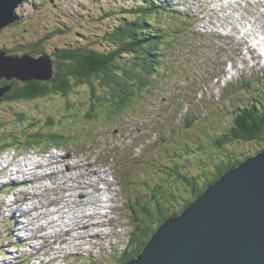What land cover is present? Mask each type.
<instances>
[{"label": "rangeland", "instance_id": "rangeland-1", "mask_svg": "<svg viewBox=\"0 0 264 264\" xmlns=\"http://www.w3.org/2000/svg\"><path fill=\"white\" fill-rule=\"evenodd\" d=\"M188 1L191 6L186 0H158L167 8L184 13L188 17L189 13L194 16L205 15L200 18L189 17L190 23L186 21V23L180 24L188 28L186 32L194 31L197 39L187 46V52L182 55V63L171 55L169 50H166V54L168 55L169 52L170 56L165 57L162 62L161 67L164 70L154 79L155 82L149 89L143 91L124 109L100 111L92 117V120H88L84 116L90 102L88 86L77 88L68 98L57 94L36 101L0 102V134H4L8 138L18 134L22 139L25 135L24 132L29 131L32 122L37 120L40 128H44V131L48 130L46 121L51 116L57 123V130L62 132L60 136L63 140L54 144L42 143L27 151L20 141L13 147L14 151L10 149L5 153V155L10 154V158L0 159L1 165L5 162H16L17 165L14 163L8 170L7 174L9 173V175H18L24 170L25 163L28 165L33 159L39 160L36 157L28 158V155L34 152L38 154L45 148L47 150L43 151L45 157H42V161H47L49 158L54 159L52 162L45 161L44 168L38 166L36 172H31V175L34 176L28 175L37 179L33 183L26 184L24 190L18 186V179L16 182L12 181L14 190L11 194L6 193V198L1 202L2 206L6 203L12 216L9 213L7 216L2 214L0 209V264L9 259L7 253L14 250L16 243L25 241V239H20V234L24 233L21 230L25 229L27 233L32 231L31 222H23L28 218L23 217L22 221L18 218L24 209L28 210V207H33V205H37L34 206L37 208L34 211L35 217L38 218L32 216L35 222L34 231H32L33 235H28L33 238H29L27 244L22 245L24 252L43 256L45 264H55V262L56 264L122 263L121 255L126 250L129 236L137 224L134 212L141 208V203L144 200L151 197L154 181L162 180V175L166 174L169 166L174 167L176 161L186 162L187 169L195 173L196 162L205 152L201 150V140L207 138L206 128L211 126V121L218 122L220 120L221 123L224 121L227 123L234 117V106L241 107L246 105V102L255 103L264 98V68L260 66L263 65L260 60L257 62L259 65L255 64V59L248 60L247 65L239 58H233L234 63L238 62L237 68L240 69L236 71L235 66L234 69H230L231 65H229L228 74H231V77L225 81L222 78L225 61L234 55L233 48L237 47V55L240 49L243 51L247 48L248 44L246 43L255 46L253 44L255 34L250 32L252 30L261 35L260 27L264 25V16L257 14L261 6L257 2L252 5L242 1L239 5L235 0H223L208 4V1L198 0L199 4H205L209 8L199 14L198 11H201L199 4L194 3L195 0ZM141 2L142 0H25L16 8V14L25 22H19L18 25L12 24L0 32V48L9 49L8 52L12 55H20L30 51L32 44L29 43L45 37L42 43L43 51L48 54H51L56 47L66 45H86L101 50L105 46L95 41V35L102 37L106 31L113 27L118 19L113 13L128 6H138ZM228 2L237 7L234 9L231 6L227 14L221 11V4ZM262 9L264 10V7ZM108 10L111 12L109 16L106 13ZM215 10L217 11L215 12ZM231 15L233 21L237 22V26L234 28L227 25ZM234 35H237V39L231 42L230 39ZM184 38L186 37L182 38L185 41ZM192 38L193 34L187 35V40ZM262 52L263 54H257L258 57H264V50ZM248 54L249 52L246 53L247 56ZM185 60L190 66L186 73L181 71L184 68ZM167 61L168 65L165 63ZM173 71L176 75L171 74ZM231 71L234 73H230ZM3 81L4 79H0V85ZM241 83H244L243 88H240ZM11 90L7 91L6 95ZM182 98L185 99V102H180ZM190 111L191 115H195L190 124L191 127H189V123L184 122L186 114ZM21 116L25 117L21 118ZM159 124H161L159 129L173 124L179 141L173 143L162 135L158 140L163 141H158L156 143L158 147H155L154 142L158 137H154V129ZM146 125H149L150 128H145ZM218 130L219 128L215 131ZM174 132L172 131L173 135L177 137ZM146 135H149L150 138H144ZM262 147L264 148V144L260 145L255 141L233 142L227 145V149L239 155H242L243 152L253 153L258 148L263 149ZM15 153H21L22 158L15 156L16 159L12 160L11 154ZM54 154L61 158H69L68 162L55 163V161H59V157L55 159ZM133 160L136 161L132 162ZM78 161L81 163L82 169L87 162H91L92 169L96 170L102 167L109 169L110 172L116 171L120 176L125 177L119 184L118 179L115 180L118 190L117 197L114 192H111L114 197L113 201H106V205L111 206L112 202L117 200V203L114 204L117 209H111L110 217L108 218L107 214L103 218L105 225L108 224L105 233H99L102 227L97 226L84 229L85 225H82L80 221L86 215L80 210V215L77 218L81 227L78 228L81 229L79 232H72L66 238H62L60 235L51 236L50 229L57 230L56 234H58L65 228L64 223L68 226V218H61L62 214L58 210L65 202H68L66 192H76L73 188L74 184L69 181L68 184H65L64 180H66V176H70L74 180L75 176L78 177L77 170L65 173L64 170L55 169H62L65 163L75 164ZM46 167H50L47 170H54V175L56 174V176H52V172L50 177L58 183L56 187L59 188L58 194L61 199L58 206L48 205V200L57 195L55 191L49 192L52 181L45 180L34 184L43 178V176L40 178L35 176L39 168L45 169ZM14 170L16 172H13ZM23 175L22 179L28 177ZM206 178L205 174L200 173L198 183L207 184L209 179ZM80 179L82 178L80 177ZM108 182L110 183V181ZM66 185L70 188L68 191L64 189ZM1 187L4 188L0 184ZM46 187L48 190H45ZM6 190L8 187L5 188ZM22 191H24L23 195H19ZM107 195L110 194L107 193ZM32 196L33 199L29 200ZM20 197L26 199L20 200ZM17 199L20 201L18 214H16V210L12 211L9 206L10 202L14 203ZM52 210H55L56 214L52 213ZM66 210L65 214L71 213L69 208ZM41 211L45 212L44 216L41 215ZM111 218L114 220L109 224ZM59 221H61V225H59ZM52 222L59 225H54L56 230L48 227ZM92 222L95 223L96 219H93ZM42 224L47 225L45 227L48 228L41 229ZM87 231H90L91 234L95 232L93 238H88L86 234L84 238L78 236V234L81 235ZM95 237L97 238L95 239ZM75 244L82 245L84 250L79 251V246L75 247ZM31 246L36 247L35 252L28 249ZM56 256L60 258L59 263L55 261Z\"/></svg>", "mask_w": 264, "mask_h": 264}, {"label": "trees", "instance_id": "trees-1", "mask_svg": "<svg viewBox=\"0 0 264 264\" xmlns=\"http://www.w3.org/2000/svg\"><path fill=\"white\" fill-rule=\"evenodd\" d=\"M106 13L107 16L111 15L109 10ZM117 13L121 14L116 15ZM113 15L118 18L113 27L102 37L95 35V41L105 46L101 50L86 45H66L58 46L48 54L43 51L45 37L29 43L32 44L31 49L24 53L52 56L56 76L51 80L17 81L1 102L36 101L57 94L68 98L77 88L88 86L90 102L84 116L92 120L100 111H120L129 106L131 101L149 89L155 82L154 79L164 70L161 66L165 57L171 53L182 63V55L187 52V46L197 39L194 31L186 32L188 28L180 25L186 21L190 23V18L184 13L167 8L158 0H142L138 6L122 8ZM19 22L23 23L25 20L21 18L13 24L18 25ZM188 34H193V38L187 40ZM183 37H186L185 41ZM1 50L12 55L5 47H1ZM166 50L170 51L168 55ZM165 63L169 64L168 61ZM183 66L181 71L188 72L187 68L190 66L187 60ZM174 71L171 74L176 75ZM1 83L7 85L11 81L4 79ZM243 84L241 83L240 88L244 87ZM180 102H185V99L182 98ZM233 111L234 117L227 123L212 120L211 126L206 128L207 138L201 140V150L205 152L196 162L195 173L187 169L186 162L176 161V167L169 166L166 174L162 175L163 179L155 183L151 197L144 200L141 208L134 212L137 224L121 255L122 263L115 264H124L141 253L165 219L180 215L208 185L264 149L258 148L253 153L243 152L242 155L227 149V145L233 142L255 141L260 145L264 144V98L255 103L246 102L241 107L234 106ZM194 118L195 115H191L190 111L184 122L191 127ZM46 124L48 130L44 131L38 120L32 122V127L24 132L22 139L18 134L9 138L0 134V150L16 146L20 141L25 149L41 144L45 139L50 143L62 141V132L57 130V123L51 116ZM217 128L219 130L215 131ZM200 173L209 179L207 184L198 183Z\"/></svg>", "mask_w": 264, "mask_h": 264}, {"label": "water", "instance_id": "water-1", "mask_svg": "<svg viewBox=\"0 0 264 264\" xmlns=\"http://www.w3.org/2000/svg\"><path fill=\"white\" fill-rule=\"evenodd\" d=\"M25 0H0V30L21 20ZM54 58L0 51V102L17 81L51 80ZM124 264H264V151L225 172L180 215L158 227Z\"/></svg>", "mask_w": 264, "mask_h": 264}, {"label": "bare ground", "instance_id": "bare-ground-1", "mask_svg": "<svg viewBox=\"0 0 264 264\" xmlns=\"http://www.w3.org/2000/svg\"><path fill=\"white\" fill-rule=\"evenodd\" d=\"M202 1L205 2L204 0H202ZM221 1H223V0H208V4L217 3V2H221ZM242 1H246L247 4H252V5H254V2H257L261 6V9L258 10L257 14L259 16H264V10L262 9L264 7V0H257V1H253V0H235V2L239 3V5H240V3ZM231 6L234 9L237 7V6H233L231 4V2H228L226 4L222 3L221 4V11L226 12L228 14V12L231 9ZM216 11L217 10H215V12ZM195 16H197V15H195ZM227 18H228V16H227ZM263 22H264V20H263ZM212 23L214 24V22H212ZM227 25H230L232 28L237 26V22L233 21L232 15L228 18ZM248 29H250V28H248ZM260 30H261V35H259L254 30H252L250 32H253L254 34H257L260 37H264V25H261ZM236 39H237V35H234L233 37H231L230 41L233 42ZM246 44H248L246 47L249 49V52L251 54L250 55L251 60H252V58H254L256 53H259V54L261 53V50H258L256 48V46H253L252 44H249V43H246ZM237 55L239 56V59L242 62H244L245 64L248 65L249 56H247L246 54H242V49H240V51L237 52ZM259 60L264 65V57L259 58ZM255 64L259 65V63H257V62H255ZM233 65L235 66V69H236L239 64H238L237 61H235V63ZM263 65H260V66L262 68H264ZM216 79L218 80V78H216ZM161 124H164V123H161ZM161 124H159V126L154 129V131H155L154 137H158V136L164 135L165 139H168L169 141H171L173 143H177L179 141V138H178V135L174 132L173 124H170L166 128L162 127L161 129H159ZM170 126H172V127H170ZM145 128H150V126L146 125ZM145 128H143V129H145ZM172 131L175 133V135L177 137H175L173 135ZM144 138H150V136L146 135ZM263 151H264V149L260 150V152H263ZM53 157L55 159L59 157V159H58L59 161H55V163H58V164L61 163V162L62 163L63 162H68V159H69V158L67 159V158H64V157L61 158L60 156L55 155V154H54ZM70 157H73V156L70 155ZM89 158H91V157H89ZM15 159H16L15 157H12V160H15ZM53 160L54 159H51V158H49L47 161L46 160L42 161V160H34L33 159L28 165H27V163H25L23 165L24 170H22L20 173L28 176V175L31 174V172H36V169H37L38 166L44 168L45 161L46 162H52ZM71 160H72V158H71ZM135 161L136 160H133V162H135ZM91 164H92L91 162H87L85 164L86 166L82 169V165L78 161V163L76 162L75 164L65 163L64 166H63L64 169H63V167H62V169L58 168V171L59 170H64L65 173L67 171H72V170L76 171L77 170V175H78V177L75 176L76 177L75 180L71 179L70 176H66V178H65L66 180H64V183L68 184V181L73 183L74 184L73 188L76 190V192L68 191L70 188H68L67 185L64 187V189L66 191H68V192H66V194H68L67 200L68 199L69 200H68L67 203L62 205L61 208H59L58 211H60V214H62L60 216L61 218H68V225H71V226H72L73 219H72V217H69V216L70 215H74L75 218H76V220H75L76 227L77 228H81L79 226V222H77V218L80 215V210H82L83 213L86 215V217L85 218L83 217V220L80 221V223L82 225H85L84 229H90L93 226H97V227H102V229H100L99 233L100 232L105 233V229L108 228V224L105 225V221L103 220V218L105 216H107V214H108V218H109L110 217V213H111V209H114V208H115V210L117 209V207L114 206V204L117 203V200L112 202L111 206H109V205L107 206L106 205V201L107 200L108 201H113L114 197L112 196L111 192H114V194L117 197L118 190L116 189L115 180L118 179L117 182L119 184L121 182V180H123L125 177L120 176V174L117 173L116 171H111L110 172L109 169H105V168H102V167H99L96 170L92 169L91 168ZM14 165H17V164H14ZM35 165H36V167H34ZM58 167H59V165H58ZM83 170H85V172H83ZM13 172H16V170H14ZM112 175H113V177H112ZM52 176H56V174L54 175V171H53V175ZM80 177L82 179H80ZM38 178H40V176H38ZM34 181L35 180L31 181V183H33ZM108 181H110V183ZM119 192H120V190H119ZM107 193H109L110 195H107ZM9 204H10L9 206H11V208H12V211H14L15 210L14 206H15L16 203L15 202L14 203L10 202ZM66 208L67 209L69 208V210H71V213L69 212L70 214H65L67 212ZM106 209H108V210H106ZM34 210L36 211L37 208L30 207V206L28 207V211L30 212V214H32V216L35 217V211ZM54 214H56V213H54ZM35 218L37 219L38 217H35ZM168 218H170V217H168ZM93 219H96L95 223L92 222ZM112 220H114V218L110 219V223L109 224L112 223ZM15 221H17V220H15ZM59 223H60L59 225H61V221H59ZM54 225L59 226L57 224H54V222H52V224H50L48 227L49 228H54ZM45 226H47V225H45ZM40 228L41 229H47L46 227L44 228L43 226H41ZM87 236H89V234ZM80 237L84 238V237H86V235L85 234H81ZM90 237L93 238V235L90 234ZM96 238L97 237H95V239ZM76 245L79 246L80 251L84 250V247L82 245H80V244H76Z\"/></svg>", "mask_w": 264, "mask_h": 264}]
</instances>
